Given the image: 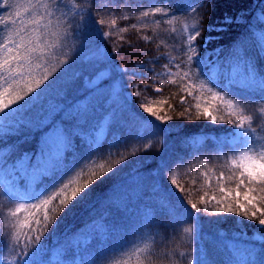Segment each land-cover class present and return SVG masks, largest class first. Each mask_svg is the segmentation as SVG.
<instances>
[{
	"label": "trees",
	"instance_id": "16d2710c",
	"mask_svg": "<svg viewBox=\"0 0 264 264\" xmlns=\"http://www.w3.org/2000/svg\"><path fill=\"white\" fill-rule=\"evenodd\" d=\"M65 1L83 9V19L79 14L72 21L88 25L86 42L78 35L64 38L67 23L63 25L61 17L46 19L52 0H31L43 13L42 22L52 23L50 30L41 28L23 38L27 44L42 34L40 51L46 56L32 54L21 77L3 74L11 88L5 93L0 86L5 93L0 101L59 77L58 87L41 103L50 110L49 126L63 124L71 133L64 151L53 154L62 152V157L68 151L65 166L77 167L68 177L73 182L64 206L56 200L33 208L34 201L4 192L24 195L23 187H13L12 165L26 156L30 159L25 164L35 162L48 127L21 124L0 133V161H6L0 167V264H34L37 248L45 264H262L264 186L250 185L246 177L243 185L239 181L249 158L258 160L264 153V91L244 78L249 68H258L257 78L264 77L258 39L264 32V0ZM14 2L12 8L18 10L30 1ZM4 11L9 18L16 13ZM189 25L190 32L185 30ZM197 30L201 34L191 42L193 50L187 37ZM3 34L0 49L9 40V21ZM5 55L0 51V61ZM107 63L118 72L128 113L109 111L104 104L89 109L86 120H69V110H85L94 91L92 80ZM21 103H10L9 109ZM146 123L158 131L143 130ZM237 124L249 130L253 151L223 143ZM100 129L103 136L96 141ZM242 151L247 152L244 163ZM139 184L140 197L125 198ZM77 187L83 190L73 197ZM249 187L255 189V207L244 200ZM139 198L147 202L133 216ZM238 248L246 250L247 259H236Z\"/></svg>",
	"mask_w": 264,
	"mask_h": 264
},
{
	"label": "snow or ice",
	"instance_id": "6c2138e0",
	"mask_svg": "<svg viewBox=\"0 0 264 264\" xmlns=\"http://www.w3.org/2000/svg\"><path fill=\"white\" fill-rule=\"evenodd\" d=\"M45 8H48V4L42 5ZM53 11L47 13L49 17L55 15V13H59L60 16L66 15L63 12V0H52ZM195 11V8L191 9ZM84 13L80 14V18L83 19ZM147 15V13H145ZM37 27H41L40 20L33 19L31 21ZM52 21L48 20L42 27L47 29L51 25ZM74 21L67 22L68 30L65 31L62 35L64 38H67L69 34L78 35V37H84L85 42L87 40L88 34V25L87 24H79L75 23V28H73ZM97 23L103 24V21H98ZM33 32H36V29H33ZM200 31L197 30L195 33L187 37L189 41L188 47L195 50V45L191 42L196 39V37L200 36ZM43 43V35L40 33H36L34 38H30L28 43L26 44L23 36L19 41L12 40L9 38L8 42L3 45V48L0 51L6 53L4 59L0 61V86L5 87V93L11 88V82L8 80L7 75H12L14 77H21L23 75L22 68L24 65L28 64L31 55L37 52H40L41 56H46V53L40 51V45ZM11 45V47L9 46ZM45 47H49L45 45ZM39 59V56L37 57ZM200 62H203V57H199ZM71 69H65V72L70 71ZM121 71H126L121 69ZM244 78L248 80L253 87H257L260 90L264 91V77L257 78L255 72L249 68L247 73L244 75ZM60 78L58 77L56 80H52L51 82L46 83L43 87L40 82L35 84V87H29L27 92L17 93V95L11 101H0V133H2L6 126H16V125H27L29 127H41L47 126L48 130L44 133L41 143L43 147H39V151L36 155L34 163L25 164L26 159H30L27 156L24 160H20L17 163L13 164L12 167L15 170L16 179L13 182V187L24 188L23 196H14L5 190L4 195L18 197L21 199L34 201L31 204L33 208H39L42 205H48L52 201L58 200L59 205L64 206L67 201V196L65 195L66 190L69 187V183L73 181L68 180L70 173L75 171L77 165L74 163L71 167H66L67 164V154L68 151L63 153L62 157H57L53 155V148L49 144L48 140L45 138H51L54 140H58L60 138L67 139L71 133L69 128L64 126L63 124H53L49 126V115L50 110L47 109L42 103L41 98L44 97L49 91L56 89L58 87L57 81ZM39 89V91H37ZM94 91L91 93V99L88 100V105L84 106V111H73L69 110V120H86L88 117V110L94 109L97 106L104 105L107 103L109 98V93H101L99 95L96 94L97 89H101L96 86L93 88ZM156 91H160V89H156ZM5 93H0V96H3ZM31 94V95H28ZM113 97L115 93L111 94ZM28 96L27 99L25 97ZM23 101V103L18 104L17 107L9 109V104H15L16 101ZM78 106V105H77ZM76 106V108H77ZM6 109H8L6 111ZM145 112L153 113L151 108H144ZM154 114V113H153ZM159 118V117H157ZM215 119V118H213ZM75 127V126H73ZM251 141L249 130H245L243 124H237L233 126V130L230 135L223 142L224 144L233 146L234 148H239L241 145L247 147V152L253 151V149L249 146ZM247 152H240L241 157H246ZM49 162L48 167L45 168L44 162ZM6 166V161L3 159L0 161V167ZM36 174L39 176L37 182L33 184L31 177ZM80 174L76 173L78 177ZM241 179L239 183L243 185L245 183V177L247 179L248 184L264 186V153L259 154V159H251L249 158L248 162L243 165V171L240 173ZM68 180L66 183L65 181ZM92 179H88L87 184H92ZM87 185H85L86 187ZM83 189L81 187H77L73 189L72 196L75 197L76 194ZM264 191V188L260 189ZM255 191L254 188L249 187L247 192L244 194V200L249 204H254V197L251 196V193ZM237 197H239V191L236 192ZM60 197H63L62 199ZM240 208H243L244 205H238ZM191 209H196V205L192 204ZM226 212L231 213L232 208H226ZM15 215V213H13ZM256 212H252L251 217L255 218ZM37 223H39L37 221ZM259 223L264 225V219H260ZM190 231V229H189ZM39 240V236L36 237ZM249 255H253L252 252H249ZM34 264H45L44 261L39 259V248L33 253L32 258ZM27 264V261L25 262ZM264 264V262H262Z\"/></svg>",
	"mask_w": 264,
	"mask_h": 264
},
{
	"label": "rangeland",
	"instance_id": "374dc122",
	"mask_svg": "<svg viewBox=\"0 0 264 264\" xmlns=\"http://www.w3.org/2000/svg\"><path fill=\"white\" fill-rule=\"evenodd\" d=\"M30 2L28 4H22L18 7V10H13L12 6L15 4L14 0H0V40H5L6 39V34H3L7 25H8V21H9V38L13 37L15 38L17 41L21 38V36H23L25 33L33 32V29L39 30L41 28H43L42 26L45 24V22H42L41 16L43 13H39L37 10L39 7H37L36 9L34 5H32L31 0H29ZM5 8H10V11H16V13L9 18V14L5 13L4 9ZM34 9V10H33ZM63 12L66 13V15L64 16H60L59 13H55L54 16L49 17L47 15L48 12L53 11V6L48 8L47 11H45V15H46V19H52L53 17H61V22L63 23V25H65L68 21H72V19H74V17L78 16L79 14L83 13V9L80 7H77L75 5V3L73 1H65L63 0ZM4 12V13H3ZM37 19L40 20V25L41 27H37L36 25H34L31 21L33 19ZM262 22H264V17ZM74 26V23H73ZM189 27H185V30L188 32H190ZM64 30H68L67 26L63 27ZM47 30H50V27L47 28ZM63 33V32H61ZM72 34H69L68 37L71 38ZM258 39L261 41V44H259V46L262 48V50L260 49L261 52H264V32L261 31L260 34H258ZM41 46V45H40ZM101 54L102 56H105V52L104 50H101ZM262 68L264 67L261 66ZM218 70H220L219 68L215 69V72L218 73ZM253 70V69H252ZM255 72V74L259 77L257 71L258 68H254L253 70ZM118 72L115 70H112L110 68V64L107 63V65L105 66L104 69H102L101 71H98L96 73V77H94V80H92V87H100L101 89H97L96 94L99 95L101 93H109V98L107 103H105V106L107 108H110L109 111L118 108L119 113H128L127 111V107L125 105H123V100H122V93H123V89H122V85L120 83V80L118 78ZM233 76V75H231ZM222 77H224V75H222ZM229 77V76H227ZM234 80V79H232ZM115 93V96L113 97L111 94ZM120 106V107H119ZM126 111V112H125ZM112 115V112H110L109 114L106 115V118H108V116L110 117ZM139 122L134 121V124H138ZM143 130L148 131V132H157L158 130L156 129V125H151L150 123H146L142 125ZM103 136V131L102 129H100L99 131H96L95 133V140L99 141L101 139V137ZM46 140H48L49 144L52 145V143H55V147L53 148V152L61 149L62 152L64 151V141L65 139L60 138L58 140H54L51 138H47ZM52 142V143H51ZM62 152H58L56 154H53L54 156H61ZM240 155V154H239ZM241 157V155H240ZM243 158V157H241ZM244 158H243V163H244ZM48 163L49 162H44V166L45 168L48 167ZM37 179H39V176L34 174L32 182L34 183ZM139 182L142 183V185H144L146 183V181H143L142 179H139ZM138 182V183H139ZM145 182V183H144ZM136 183V181H135ZM142 194V188L140 186V184L138 186H136L135 189H130L129 192L126 194L125 198L130 197V195H134L140 197V195ZM140 199V198H139ZM140 203H139V210L132 209L133 210V216L135 214H140L141 211H143V209L145 208L146 202H147V198L146 199H140ZM130 215L128 213H125L124 216ZM131 221H134V217L131 218ZM138 221V219H137ZM136 221V223H137ZM135 223V224H136ZM138 225V224H137ZM84 235V234H83ZM129 235V234H128ZM134 234L131 233L129 236L132 237ZM85 236V235H84ZM89 235H87L86 237L88 238ZM86 238V239H87ZM74 239H76V237L73 238V240L71 241H75ZM86 239L84 238V242L86 241ZM206 241V240H205ZM106 245V243H104L103 245H101L100 247H98L99 249H102V247ZM95 246V245H94ZM240 247V246H238ZM245 249L242 248H238L236 249V259H247L248 258V254L245 252ZM105 257H107L106 254H104ZM73 264V262L71 263Z\"/></svg>",
	"mask_w": 264,
	"mask_h": 264
}]
</instances>
